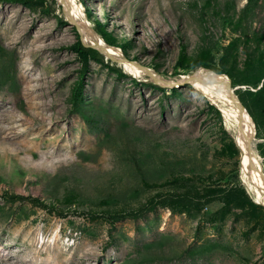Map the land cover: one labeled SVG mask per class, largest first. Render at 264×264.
<instances>
[{"label": "rangeland", "instance_id": "obj_1", "mask_svg": "<svg viewBox=\"0 0 264 264\" xmlns=\"http://www.w3.org/2000/svg\"><path fill=\"white\" fill-rule=\"evenodd\" d=\"M211 67L258 119L264 173V0H0V264H264L222 110L146 71Z\"/></svg>", "mask_w": 264, "mask_h": 264}, {"label": "bare ground", "instance_id": "obj_2", "mask_svg": "<svg viewBox=\"0 0 264 264\" xmlns=\"http://www.w3.org/2000/svg\"><path fill=\"white\" fill-rule=\"evenodd\" d=\"M138 69L143 70L140 67ZM160 78L163 79L165 77ZM187 79L195 80V84L207 95L208 98L217 103V106L222 110L228 129L235 136L236 141L238 142L243 154L246 157L244 171L250 176L255 177L254 182L256 184V200L263 203L264 178L259 174L256 167L252 165L250 168L247 155V143L251 135V125H253V122L247 113L242 114L237 101L226 92V88L229 83L228 78L225 75H218L216 73L210 72L206 68H202L191 72V74L187 76Z\"/></svg>", "mask_w": 264, "mask_h": 264}, {"label": "water", "instance_id": "obj_3", "mask_svg": "<svg viewBox=\"0 0 264 264\" xmlns=\"http://www.w3.org/2000/svg\"><path fill=\"white\" fill-rule=\"evenodd\" d=\"M92 46H96L99 50H102L100 47H98L97 45L95 44H91ZM104 51V50H102ZM146 68V67H145ZM208 69V68H207ZM210 72H213V73H216L218 75H225L227 78H228V86L226 88V92L234 99L237 101L238 105L240 106V109L242 111V114L244 113H247L250 117L251 115L249 114L247 108L244 106V104L241 102V100L239 99V97L237 96V94L235 93V89L233 88L232 86V82H231V78L225 74V73H218V72H215L214 70L212 69H208ZM147 73L151 76L152 79H154L158 84L160 85H179L180 83L182 82H190L193 84V82L190 80V79H177V80H173V81H166V80H162L159 76H157L156 74H154L153 72H151L150 70H147ZM209 100V102L216 106H217V103L213 102L210 98H207ZM252 119V117H251ZM253 122V121H252ZM255 130H256V125L255 123H253V125H251V135L248 139V143H247V155H248V160H249V163L250 165H253L254 167H256V169L258 170L259 174L264 178V173L262 172V169H261V165H260V161L259 159L257 158V156L254 154L253 152V149H252V139H253V136H254V133H255Z\"/></svg>", "mask_w": 264, "mask_h": 264}, {"label": "trees", "instance_id": "obj_4", "mask_svg": "<svg viewBox=\"0 0 264 264\" xmlns=\"http://www.w3.org/2000/svg\"><path fill=\"white\" fill-rule=\"evenodd\" d=\"M84 39L88 42H90L89 40H87L85 37ZM91 43V42H90ZM93 44V43H91ZM91 44L85 42L81 37H79L77 39V42H76V45H75V48L77 50V52L81 55H89L93 58H100L102 57V54L100 53V51L95 47V46H92ZM212 68V67H211ZM193 69V67H190V66H187V67H184L183 68V71L184 72H177L178 74H184V73H187L189 71H191ZM214 71L218 72V73H225L227 74L230 78H231V82L232 84H235V81H234V76L231 74V72H229L228 70L226 69H223V68H212ZM239 99L241 100V102L246 106H247V103L244 99V97L241 95V94H237ZM214 106V105H213ZM250 114H252L253 116V113L252 111L248 108ZM254 118V121L256 122V124L259 126V122H258V119L256 118V116H253Z\"/></svg>", "mask_w": 264, "mask_h": 264}]
</instances>
